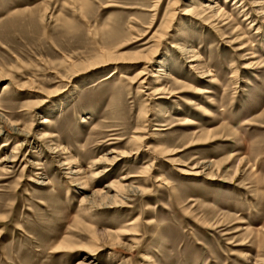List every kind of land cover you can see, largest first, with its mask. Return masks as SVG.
<instances>
[{
    "label": "rangeland",
    "instance_id": "rangeland-1",
    "mask_svg": "<svg viewBox=\"0 0 264 264\" xmlns=\"http://www.w3.org/2000/svg\"><path fill=\"white\" fill-rule=\"evenodd\" d=\"M0 112V264H264V0H0Z\"/></svg>",
    "mask_w": 264,
    "mask_h": 264
},
{
    "label": "bare ground",
    "instance_id": "bare-ground-1",
    "mask_svg": "<svg viewBox=\"0 0 264 264\" xmlns=\"http://www.w3.org/2000/svg\"><path fill=\"white\" fill-rule=\"evenodd\" d=\"M206 7H208V10L211 13L213 12V14L210 16L214 17L216 15L217 16L220 15V11L216 10L214 6L207 5ZM223 16H224V14H223ZM201 18H203V17H201ZM197 19H200V18L197 16ZM246 19H249V18L247 17ZM203 21H205V20H203ZM209 24H212V23L209 22ZM189 49H191V48H185V49H183V51H185L186 54L188 55V56H186V58L188 59L187 61L193 62V60H196L197 58H196V55L194 54L195 53L194 50L193 49L189 50ZM136 62H141V63H144L145 65L141 70H138V72H137V74L133 80L135 83L138 84V86L140 88H142L143 92H145L148 89H150V87L148 86L149 78L154 77L156 75L154 74V72L151 71L152 69L150 70V67H151V60L150 59H148V58L140 59V60L134 61L132 63H136ZM108 63H111V62H108ZM244 67H247V66H244ZM158 71H160V70H158ZM202 75H206V74L203 73ZM125 78L128 79L129 77L125 76ZM152 92H153L154 96L161 94V96H160L161 98L164 97L165 94H167V95L170 94L171 96L173 95V94H171V92L166 91L164 88H157ZM47 121H48L47 119L44 120V122H47ZM3 124H4V121L2 120V114L0 112V137H2L3 135L6 134ZM10 130L15 134L25 135L26 140H24V141L22 140V142L19 141L20 143L16 144L15 149H17V152H15V155H16V156L14 155L15 158H11L9 156H5V157L1 158L0 163L2 164V170H4V171L6 169H12L13 167H15L14 163L19 162L18 160H20V158L18 157V155L20 153V150L22 151V147H24L29 142L28 137H29V134H31L30 132H25L24 130L22 131V129H20V127L18 128V126L14 125V124H12V127L10 128ZM23 132L25 134H23ZM53 136H56V134L51 133V134H44L43 135V137H53ZM10 143H11V138L8 137L5 140V142H3V146L8 145ZM61 148L58 149L57 151H55L56 149L54 151L52 150V153H57L59 150H61ZM112 152H115V150H109L108 152H106V153H108V155L105 153L104 156H101L99 160L94 162L93 167L96 165L101 166V167H105L107 165L114 164L119 158L116 154L113 155L114 153H112ZM22 162H23V168L28 167V162L25 158H23L21 160V164H22ZM74 163L75 162L73 160H71L69 162V164L67 163L66 165H68L67 169L69 170V172L74 173V175H75V173H79V171L74 168ZM107 170H108L107 168H103V169L101 168V171L97 172L95 174V176H99L103 172H106ZM184 173H187V172H184ZM193 173H198V171H195ZM132 176L133 175H130V174H122L118 178H113L111 180H108V182L106 183V185L102 189L96 190V191H94V193H92L90 195L91 199H87V196H83V199L85 201H88L87 203L93 209L99 208V207L109 208V207H113V206H117V205H124L127 202V200L129 199L130 195L138 192V190H139L138 187H135L132 184H126L125 181L129 177H132ZM110 191H112L114 193L112 194ZM78 264H84V263L79 262Z\"/></svg>",
    "mask_w": 264,
    "mask_h": 264
}]
</instances>
